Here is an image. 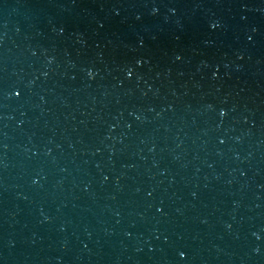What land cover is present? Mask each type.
Here are the masks:
<instances>
[{"label": "water", "instance_id": "obj_1", "mask_svg": "<svg viewBox=\"0 0 264 264\" xmlns=\"http://www.w3.org/2000/svg\"><path fill=\"white\" fill-rule=\"evenodd\" d=\"M0 264H264V0H0Z\"/></svg>", "mask_w": 264, "mask_h": 264}]
</instances>
